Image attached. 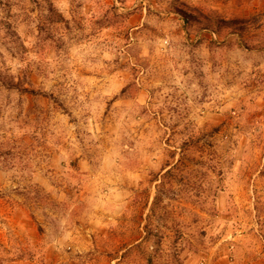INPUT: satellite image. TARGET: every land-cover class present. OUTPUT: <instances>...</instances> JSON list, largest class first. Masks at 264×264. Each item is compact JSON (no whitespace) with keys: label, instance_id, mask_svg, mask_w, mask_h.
<instances>
[{"label":"rangeland","instance_id":"obj_1","mask_svg":"<svg viewBox=\"0 0 264 264\" xmlns=\"http://www.w3.org/2000/svg\"><path fill=\"white\" fill-rule=\"evenodd\" d=\"M0 264H264V0H0Z\"/></svg>","mask_w":264,"mask_h":264}]
</instances>
